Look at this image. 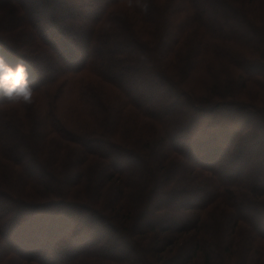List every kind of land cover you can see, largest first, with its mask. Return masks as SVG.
Listing matches in <instances>:
<instances>
[{
    "label": "rangeland",
    "instance_id": "1",
    "mask_svg": "<svg viewBox=\"0 0 264 264\" xmlns=\"http://www.w3.org/2000/svg\"><path fill=\"white\" fill-rule=\"evenodd\" d=\"M23 1L30 8L26 14L18 11L14 3H0V51H7L10 44L30 56L32 61L28 66L31 73L32 70L37 72L33 79H43L49 72L54 74L55 70L59 71L60 60L62 64L76 66L87 57L86 50H94L102 61L95 64L94 68L74 73L79 75L76 89L72 90L69 84L62 85V88H51L53 81L45 83L42 89L35 92L34 103L23 106L24 121L19 119L14 105L0 108V126L4 118L6 122L11 116L14 119L10 132L4 126L0 128V151L5 152L0 156V190H23L22 193L31 197L24 200L36 205L24 207V214L14 219L15 224L8 229L7 235L0 237L2 261L6 259L1 256L2 249H11L20 255L19 258L13 257L18 260L4 264H19L21 256H30L38 261L34 263L30 260L26 264H54L58 259L68 257L66 264H76L80 259L78 250H82L94 236L95 241L109 246L115 255L122 256L126 247L122 248V254L118 248L123 244L120 239L123 234L115 233L114 228H128L143 203L147 204L149 210L162 204L161 195L154 201L146 199V188L158 178L157 175L165 177L169 184L175 183L176 180L182 184L188 179L191 181L196 178L195 172L191 171L195 166L205 167L203 164H206L209 168L221 166V175L230 178L244 170L241 162L245 161L247 166L244 174L250 177L264 176L263 127H251L244 131L242 140L237 141L235 147L228 148V145L220 143V154L216 153L218 157L211 164L204 157L202 159L199 155L196 156L192 148L195 143L200 147V138L205 134L203 130L206 129L215 135L218 129L226 128L224 117L232 120L238 118L239 114L244 117L243 111L238 113V109L234 111L230 106L237 105L241 99L246 101V97L254 95L260 87L258 84H252V89L244 90L239 72L228 62L263 59L264 0H221L223 5H219L222 9L218 11L212 25H208L209 31L204 29L198 35L200 31L193 30L191 36L182 42L180 52L172 59L162 58L159 52L165 40L164 13L170 0H140L139 6L131 1L118 4L108 21L95 28L101 36L96 30L93 32L94 37L100 36L94 43L100 42L101 45L90 49L87 47L89 45H78L83 44L80 40L86 35L82 31H76L72 20L76 21L74 14L77 11L82 16L81 9L84 8L78 6L74 0ZM205 1L207 0H203L204 3ZM173 2L179 3L178 0ZM205 9L208 10V5ZM94 13L95 10L90 14L87 12V15L92 16ZM208 14L210 15V10ZM53 16L63 29L66 26L71 29L64 30L65 36L62 35L69 44V48L61 47L62 50L73 56L68 60L60 56L55 44L50 46L46 42L47 38L57 36L58 29L53 27L50 21ZM81 16H77L81 22L92 20L85 16L82 19ZM185 17H180L181 24H187ZM209 19H212V16ZM58 38L62 46V37ZM130 38L138 40L143 46L142 50L134 51V46L128 45L127 40ZM127 45L130 50L124 51ZM201 47L204 48L199 55ZM69 50L71 52H68ZM13 54L10 55L9 61L17 60L21 55L18 51ZM196 60L201 62L202 68L193 73L195 68L192 69V63ZM159 68H163L162 73L168 76L175 86L191 92L193 98L171 89L164 78V83L156 79L153 70ZM216 77L224 78L226 83L217 84ZM184 80L185 83L190 81V87L182 85ZM249 84L251 87V83ZM123 85L133 87L135 93L139 92L135 95L141 94V100L144 99L142 104H139L140 100L136 103L130 99L129 94L120 89ZM63 91L64 93H60ZM152 99L153 110L157 112V116H153L155 118L147 117L140 109V105L146 106ZM186 100L198 105L223 101L229 104V108L210 110L208 115L198 113L191 121L195 110L193 105L186 104ZM259 104L264 105V98L260 99ZM202 116L208 119L205 120L208 124L202 122ZM190 130L195 132V139L190 138ZM4 138L5 141L2 142ZM7 138L10 139L7 141ZM111 143L120 149L122 147V153L112 149ZM221 146L224 148L221 149ZM108 147L112 149L110 153H107L110 151L106 150ZM89 148L99 154L89 153ZM171 148L178 153L163 160L159 174L153 175L152 180L151 175L143 179L142 169L135 165L137 161L132 158V154L136 152L141 156L142 162L145 158L152 162L158 156V151L163 155V150ZM184 148L186 150H183ZM251 150L257 156V164L256 161L249 163L247 159ZM236 151L241 154L240 157L233 156ZM192 155L193 160L188 158ZM252 164L255 165L254 168ZM26 165L37 168L29 174L30 179L26 176ZM78 169L81 171L80 176ZM122 170L126 171L118 173ZM43 178L45 181L38 182ZM197 182L196 185L202 188L195 192L190 189L191 192L186 194H201L203 189L206 190V187L211 185L206 184L205 187L203 182ZM196 185L193 184L194 187ZM194 187L191 188L194 190ZM66 189L74 192L76 196L68 200L55 198ZM178 196H182L180 201L170 199L163 206L171 210L177 209L186 198H191L183 194ZM235 197L233 196L234 201L231 200L232 197L228 199L230 204L237 208L239 203L235 201ZM62 201H65L66 205L59 204ZM10 203L0 198V212L4 204L11 205ZM85 208L92 211L93 217L89 216L90 211H84ZM94 209L96 211H93ZM66 210L73 214L68 216ZM258 212L251 213L248 217L262 222L258 227L264 228V209L259 208ZM165 213L163 215L167 216ZM204 213L206 221L201 228L202 238L204 242L215 246L219 259L216 264H264V252L261 249L264 241L253 242L256 247L249 251L251 244L247 238V226L241 222L234 225L230 215L232 210L227 205L218 202L208 207ZM53 214L57 215L56 222L50 220ZM162 219L157 223H164ZM150 220L152 219H146V223ZM152 222L155 223L153 220ZM111 225L113 227H110ZM236 226L239 227L235 228ZM170 236L171 232L158 231L148 233L149 239L145 242L138 239L141 237L137 239L144 248H156L165 244ZM190 241L191 239H184V243L175 251L169 248L166 264H176L177 260H181L185 254L183 252L189 250ZM207 244L205 243L203 248L211 253ZM181 250L183 254L179 258L178 253ZM41 258L45 261H41Z\"/></svg>",
    "mask_w": 264,
    "mask_h": 264
},
{
    "label": "trees",
    "instance_id": "2",
    "mask_svg": "<svg viewBox=\"0 0 264 264\" xmlns=\"http://www.w3.org/2000/svg\"><path fill=\"white\" fill-rule=\"evenodd\" d=\"M133 4L140 5V0H74V2L80 6L83 7L84 11L82 16L79 15L80 12H76L74 17L76 18V21L72 20L73 23H75L76 31L77 32H84L85 38L79 39L82 41L83 44L78 43L79 46L83 45H89L87 47L92 48L96 47V45H101L100 42L94 43L95 40L99 39L101 34L95 29L99 25H102L103 23L107 22L109 19L110 14L114 12L118 4L120 3H127L130 2ZM178 4H175L173 0H170L168 6L166 7L164 18L166 20L165 23V29L166 33L165 40L162 44V46L159 48V52L162 56V58H174L173 56H176L177 53L180 52L182 49V42L185 41L189 36H191L193 30H199V34L205 29L208 30V25H212V23L215 21L214 18L218 16V11H221V0H207L205 3L203 0H178ZM0 3H4L5 5H9V3L16 4L18 11L20 12H28L30 8H28V4L25 3L23 0H0ZM212 3V4H211ZM206 4V5H204ZM214 4V6H213ZM221 4V5H219ZM34 5V4H33ZM32 5V6H33ZM37 5V4H36ZM34 5V6H36ZM208 10L205 9L207 8ZM40 7V6H38ZM33 9V8H32ZM77 9V6H76ZM95 10L94 15L88 16L90 12H93ZM210 10V15L208 14V11ZM35 11V10H34ZM222 14V13H221ZM185 15H188V17H185ZM81 16L83 19L85 17L92 18L91 21H80V18H77ZM181 16H184L187 19V24H181ZM210 16H212V19H209ZM51 23H53V27H56L58 30L57 32V38H47L46 42L52 45L57 46V50H59V54L62 58H72L73 56H70V53H67L62 50L63 48H69L68 42H66V38L63 37L64 30H71L69 26H66L64 29L59 24L56 23V20L54 19V16L50 18ZM164 26V24H163ZM97 31V33L100 35L93 36V32ZM209 31V30H208ZM59 36L62 37V46L59 44ZM65 36V35H64ZM45 40H43L44 42ZM128 45L134 46V51L137 49L143 48L141 43L136 40L135 38H130L127 40ZM58 43V44H57ZM75 43V42H74ZM95 44V45H94ZM201 44V43H200ZM7 46V51H4L3 53L7 56V58H11L10 55H14L13 52H19L21 55H17L18 59H23L27 64L31 62L32 58L30 56H27L26 53H23L20 49H18L14 45ZM54 45V46H55ZM128 45L126 46L124 51L130 50L128 49ZM140 45V46H139ZM132 46V47H133ZM72 48V46H71ZM204 47L200 48L199 55L202 53ZM73 49V48H72ZM142 50V49H141ZM68 52H71L70 50ZM87 57L83 60V62L74 65V67H71V64H62L61 60L58 61L59 65V71L55 70L54 74H51L48 70V74L43 78H35L33 79V76L37 73L36 71L33 72L32 70V82L35 87V92H38L41 87L45 85V83H48L50 81L52 82L51 88L57 86L58 88H62V85L69 84L72 86V90L77 88V80L78 76H76L74 73H77L83 69H89L91 67L94 68L95 64H100L102 60H100V57L97 53L90 50H86ZM10 55H9V54ZM26 54V55H25ZM198 55V57H199ZM59 56V57H60ZM197 59V56L195 57ZM264 59V56H262ZM260 59L257 60H234L231 62H228L229 65L235 67L236 71L239 72V76L241 77V84L243 86V89L250 88L252 89V84H258V87L254 93V95H251L249 98L246 97V101L240 100V102L235 106H230L234 109H238V113L244 112L245 116L241 117L240 114L238 115V118L232 120L229 118H225L224 123H226L224 126L226 128H223L222 130L218 129L217 133L215 135H212V133L208 132L206 129L203 130L205 134H202V138H200V147L198 145L192 146L194 152L196 153V156H200V158L210 161L209 164H211L216 157H218V154H220V150L218 148V145L225 144L228 145V148H232L237 141L242 140L244 136V131H247L251 127L264 128V105L259 104L260 99L264 98V60ZM10 61H16V60H10ZM71 61V60H70ZM201 62L199 60L194 61L192 63V69H194V72L199 71L202 66L200 64ZM208 63V62H207ZM169 65H172V60L169 61ZM140 71V69H138ZM163 68H159V70H153V73L156 79H160L163 83V79H165L166 83L171 86V89L176 90L180 92L182 95L190 96L193 98L191 92H187L186 90L177 87L174 85V83L171 81V79L162 73ZM75 75V76H74ZM189 80V79H188ZM215 81L217 84L226 83V80L224 78H215ZM157 82V81H156ZM189 82L185 83V80L182 82V85H188ZM114 83V80H113ZM251 83V87L250 84ZM230 85L229 83H227ZM135 87V86H134ZM190 87V86H189ZM120 89L124 92H127L133 101L136 103L140 100L139 104H142L141 100V94L135 95V89L133 87H123L120 86ZM192 89V88H191ZM213 89V88H212ZM243 91V90H242ZM60 93H64L60 92ZM181 94L179 96H181ZM240 95V94H238ZM241 96V95H240ZM239 96V97H240ZM196 99V98H194ZM186 104L193 105V117L191 121L196 118L198 113L206 114L210 112V110H218V109H225L229 106L228 103H224L223 101L220 102H213L208 104L198 105V103H192L191 101L186 100ZM9 106V104L4 103L0 101V108L4 106ZM154 101L152 99V102H148L146 106L140 105V109L144 111L145 114H147V117L155 118L153 116H157V112L153 110ZM17 110V114L19 115V119L21 121H24L25 117L22 115V109L23 106H14ZM138 108V107H136ZM229 108V107H228ZM16 113V112H15ZM201 114V115H202ZM6 118H4V122L1 127L4 126V128H7L9 132L11 131V124L14 122L13 117L11 116V119L6 122ZM208 120L204 116H202V122H206L208 124ZM219 121V120H218ZM221 121V120H220ZM236 121H239L238 123ZM235 123V124H234ZM203 124V123H201ZM239 124V125H238ZM202 126V125H201ZM190 127V126H189ZM240 131V132H238ZM173 132V131H172ZM195 132L190 130V138L195 139ZM205 135V136H204ZM171 137L173 139L174 136ZM10 138H7V141ZM203 140V141H202ZM5 141V138L2 140V142ZM220 141V142H219ZM223 141V142H222ZM112 144V143H111ZM236 146V145H235ZM234 146V147H235ZM222 147V146H221ZM112 149L116 150L117 153L121 152V149L115 145L112 144ZM111 148L108 147L106 150H110L107 153L111 152ZM222 147L221 149H223ZM237 148V147H236ZM264 148V146H263ZM90 149V148H89ZM183 150H186L185 148ZM165 154L160 155L159 151L158 156L155 157V159L150 162V160H147V158L144 159V161H141V156H139L136 152L132 154V158H136L135 165L137 167H140L142 169V178H146L147 176L151 175V180L153 178V175H156V173L159 174V169L161 168V163L166 158H170L172 155L177 154L178 151H176L174 148L163 150ZM227 151V150H226ZM247 151V150H245ZM193 152V153H194ZM4 151H0V156L4 155ZM89 153L98 155V151H94L92 149L89 150ZM122 153V152H121ZM170 153V154H169ZM181 155H183L181 152H179ZM216 153H218L216 155ZM224 152H222L223 154ZM105 154V153H104ZM236 154L237 151H236ZM235 152L233 153V156L240 157L241 154L236 155ZM250 156L247 158L249 160V163L251 161H256L255 153L253 150L248 153ZM107 157V156H104ZM192 157V158H191ZM191 157H188L189 159L193 160V155ZM140 161V163H138ZM198 161V160H197ZM199 163L203 164V162ZM245 170L247 166V162L242 161ZM257 164V161L255 162ZM217 164V163H216ZM205 165V167L195 166V169H192V173L195 174L196 178L187 180L185 183H180L179 180L174 181L175 183L169 184L166 181L165 177H161L157 175L154 176L155 181H153L147 188H146V199H151L152 201L156 200V197L161 195L160 202L162 203V208L160 206L152 207V210H149L147 207V204L143 203L142 208L139 210L137 215L133 218L131 223L129 224V227L127 228H114L115 233L122 232L123 235L120 236V239L122 240V246L118 248V251L122 254V248L126 247V250L120 255H115L113 253V250L109 248V246H105L103 244H100L98 241H95L96 237L91 239V241L86 243V246L81 250H78V254L80 255V259L77 260L76 264H103L105 263H113V264H166L167 257L166 254L168 253V249L171 248L175 251L176 248L182 243H184V239L188 240L191 239L190 243L188 244V252H183L182 250L178 253V256L180 258V255L184 254V257L181 258V260H177L178 262L176 264H216L218 263V257L216 253L215 246L212 245L209 242H204L202 238L203 230L201 229L204 222L206 221V214L204 213L207 211L208 207L211 205H214L218 202L223 203L227 205L232 210L231 217L233 219L234 225L238 224L239 222L244 223L248 229V235L247 238L250 240L251 247L249 251H252L253 248L256 247L253 242L255 241H264V228H259L258 226L262 225V222H259V220L253 219L251 220V217H248L251 215V213L258 212L259 208L260 210L264 209V176L257 175L255 177H250V175L244 174V170L239 172V174L233 176V177H224L221 175V166H215L214 168H209L208 165ZM214 165V164H213ZM249 165V164H248ZM202 166V165H201ZM254 168V164H252ZM26 172L28 173L26 176L30 179V173L35 172L37 168L32 167L31 165H26ZM190 171V169H188ZM40 170H38L39 172ZM126 170L119 171L118 173H123ZM77 172H79V176L81 174V171L78 169ZM149 172V173H147ZM246 177V179H245ZM261 177V178H260ZM76 178V177H75ZM192 180L194 182H192ZM203 182V184L206 187V184H211L209 187H206L207 189H203L202 193H195V195L186 194L187 192L192 190V192H195L197 189H201L202 187H198L196 183L197 181ZM45 181V178L39 179L38 182ZM33 183V182H32ZM193 184L196 185V187L193 186ZM260 185V186H259ZM47 187V186H46ZM191 187H194L193 190ZM48 188V187H47ZM49 190V188H48ZM198 191V190H197ZM239 193H238V192ZM22 191H9V190H0V198H3L5 201L11 202V205L4 204V207H2V210L0 212V237H2L3 234L7 235L8 229L15 224V220L17 216H21L24 214L23 210L24 207H34L36 206L33 204V202H29L28 200L25 201L24 199L28 197L30 199L31 197L26 196L25 193H22ZM191 192V191H190ZM51 193H53V190H51ZM186 195L191 196V198H186L185 202L179 205L177 209H170L165 205L168 200L172 199L173 201H180L182 199V196L177 195ZM76 194L74 192L66 190H62L59 197H55L57 199H66L68 200L70 197L74 198ZM233 196L235 197V201H237L238 207L235 208L233 205H231V201L228 198H231L232 201H234ZM88 195L86 196V198ZM33 198V197H32ZM92 198V197H89ZM34 199V198H33ZM145 199V200H146ZM145 202V201H144ZM165 203V204H164ZM176 203V202H175ZM55 204V203H54ZM53 204V205H54ZM63 205H66L65 201H62L61 203ZM97 204V203H96ZM123 206V205H122ZM124 207V206H123ZM235 208V209H234ZM137 210V209H136ZM59 211V210H58ZM84 211H90L89 216L93 217V213L90 209L85 208ZM93 211H96L95 209ZM163 211V212H162ZM167 211V213H165ZM66 210V214H73L72 212H69ZM163 213L168 214L163 215ZM259 213V212H258ZM94 214H97L94 212ZM11 217H8V216ZM14 215V216H13ZM98 215V214H97ZM13 216V217H12ZM100 216V215H99ZM149 216V217H148ZM159 218V219H158ZM160 218L164 219V223H157ZM15 219V220H14ZM57 215L53 214L50 217V220L52 222L57 221ZM146 219H152L155 223L150 220L149 222ZM162 219V220H163ZM121 220V219H120ZM14 221V222H13ZM123 224H125L124 221H122ZM50 225V224H49ZM55 225V223H53ZM110 227H113L112 225ZM239 226H236L237 228ZM127 229V231H125ZM124 231V232H123ZM171 232V235L160 247L152 248L144 246L138 241L140 239L141 242H145L149 239L148 233L153 232ZM193 233V234H191ZM189 234V235H188ZM11 235V234H10ZM188 235V236H187ZM191 235V236H190ZM137 237H141L138 238ZM241 238V237H240ZM12 239V238H11ZM242 239H246V237H242ZM110 240H112V237H110ZM98 242V243H97ZM238 242V241H237ZM205 243H208L207 246L210 248V251L205 250L203 247L205 246ZM241 244V241L239 242ZM45 245V244H44ZM254 245V246H253ZM50 246V244H48ZM262 251L264 252V246L261 247ZM1 250V249H0ZM11 249H2L1 256L2 258L5 257V260L0 259V264H4L7 262L15 261L14 259L18 260L19 254L15 253ZM147 252V254H146ZM183 252V253H182ZM17 257V258H13ZM37 257V256H36ZM29 258V259H28ZM19 264H26V262H34L37 263V260L31 259L30 256H21ZM39 259V258H38ZM43 259V258H41ZM40 259V260H41ZM69 257L58 259L54 264H66L65 260L67 261ZM22 261V262H21ZM41 261H45L44 259ZM30 264V263H29ZM48 264V263H47Z\"/></svg>",
    "mask_w": 264,
    "mask_h": 264
},
{
    "label": "clouds",
    "instance_id": "3",
    "mask_svg": "<svg viewBox=\"0 0 264 264\" xmlns=\"http://www.w3.org/2000/svg\"><path fill=\"white\" fill-rule=\"evenodd\" d=\"M34 96L35 87L28 64L23 59L12 63L0 51V101L14 106H28L34 103Z\"/></svg>",
    "mask_w": 264,
    "mask_h": 264
}]
</instances>
